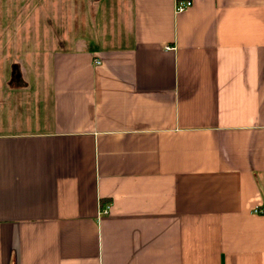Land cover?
I'll use <instances>...</instances> for the list:
<instances>
[{"label": "crops", "instance_id": "crops-1", "mask_svg": "<svg viewBox=\"0 0 264 264\" xmlns=\"http://www.w3.org/2000/svg\"><path fill=\"white\" fill-rule=\"evenodd\" d=\"M0 264H264V0H0Z\"/></svg>", "mask_w": 264, "mask_h": 264}, {"label": "built area", "instance_id": "built-area-1", "mask_svg": "<svg viewBox=\"0 0 264 264\" xmlns=\"http://www.w3.org/2000/svg\"><path fill=\"white\" fill-rule=\"evenodd\" d=\"M192 6V1H177L175 6V12L177 14L183 13L186 10H188ZM109 208L106 209L105 213H107ZM256 213H259V211L255 210Z\"/></svg>", "mask_w": 264, "mask_h": 264}]
</instances>
